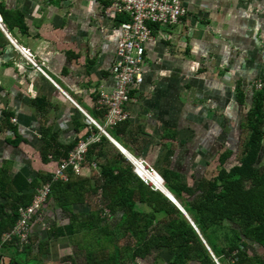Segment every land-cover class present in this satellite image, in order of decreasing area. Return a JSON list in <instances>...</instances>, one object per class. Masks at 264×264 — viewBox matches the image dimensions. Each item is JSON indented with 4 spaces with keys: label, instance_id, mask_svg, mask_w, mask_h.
Listing matches in <instances>:
<instances>
[{
    "label": "crops",
    "instance_id": "crops-1",
    "mask_svg": "<svg viewBox=\"0 0 264 264\" xmlns=\"http://www.w3.org/2000/svg\"><path fill=\"white\" fill-rule=\"evenodd\" d=\"M178 1L186 17L182 24L157 27L146 46L143 82L125 106L128 118L109 126L100 99L116 86L112 67L121 34L117 19L106 17L104 0H0L25 24L9 30L0 14V125L4 112H11L24 140L15 147L8 142L13 135L0 131V168L10 177L21 173L33 180L41 168L37 153L43 127L63 145L88 138L99 142L104 135L118 152L116 145L156 171L170 165L189 182L211 178L225 151L233 152L228 166L234 165L255 83L264 81V0ZM263 164L264 134L255 166ZM97 171L86 163L82 174L96 177ZM93 199L72 209L86 214ZM46 207L33 222L27 252L0 245V264H68L80 248V235L51 237L54 227L70 218L54 200ZM248 251L260 248L249 242Z\"/></svg>",
    "mask_w": 264,
    "mask_h": 264
},
{
    "label": "trees",
    "instance_id": "trees-1",
    "mask_svg": "<svg viewBox=\"0 0 264 264\" xmlns=\"http://www.w3.org/2000/svg\"><path fill=\"white\" fill-rule=\"evenodd\" d=\"M0 14L9 30L25 26L23 16L16 10L0 5ZM127 21L128 17L120 16L117 24ZM150 27L154 33L158 25ZM240 95L242 101V92ZM4 115L0 131L10 132L14 138L8 142L19 146L24 140L12 123L13 114L5 111ZM242 128L246 137L237 162L228 166L233 152L221 153L211 178L189 182L170 165L157 172L219 262L227 264L230 259L232 264H264V164L255 166L264 134V81L260 89H255ZM109 134L115 135L113 131ZM77 144L63 145L50 127H43L37 153L41 168L33 180L21 173L10 177L7 168H0V245H13L27 252L31 237L28 244L21 245L16 238L3 242V236L15 227L20 210L30 206L38 190L48 184L50 193L39 215L46 214L47 204L54 200L70 218L67 225L55 226L51 237L80 235V248L67 258L68 264H78L72 256L81 257L82 264H161L164 250L170 256L168 264H215L189 220L163 193L136 177L130 162L106 136L88 146L82 166L83 169L88 163L97 167L98 176L88 178L82 171L76 173L68 168L66 180H55L56 170ZM91 196L95 198L91 210L75 213L73 205ZM249 242L257 244L260 251L249 253Z\"/></svg>",
    "mask_w": 264,
    "mask_h": 264
},
{
    "label": "built area",
    "instance_id": "built-area-1",
    "mask_svg": "<svg viewBox=\"0 0 264 264\" xmlns=\"http://www.w3.org/2000/svg\"><path fill=\"white\" fill-rule=\"evenodd\" d=\"M104 2H106L105 15L107 18L114 20L120 16L128 17V21L120 25L121 35L112 67L116 86L111 93L102 92L100 99V104L107 109V125L117 126L127 120L128 114L125 111V106L132 100L131 92L140 87L145 76L146 46L154 40V33L150 26H176L182 24L183 18L187 15V9L178 0H104ZM39 69L41 70V68ZM43 73L45 74V72ZM255 88L260 89L261 82L255 84ZM90 120L97 125L94 120ZM100 129L105 133L104 129ZM92 142L93 138L78 142L71 151L68 160L56 170L54 179H66L65 171L68 168H72L76 173H81L88 146ZM128 161L132 166L133 173L145 185L156 191L161 190L148 177V175L159 177L161 184L164 186V180L156 169L139 158L132 157ZM49 193L50 186L48 184L38 190L33 203L20 210V216L15 227L3 236V242L16 238L21 245L29 243L33 222L40 216L39 214Z\"/></svg>",
    "mask_w": 264,
    "mask_h": 264
},
{
    "label": "water",
    "instance_id": "water-1",
    "mask_svg": "<svg viewBox=\"0 0 264 264\" xmlns=\"http://www.w3.org/2000/svg\"><path fill=\"white\" fill-rule=\"evenodd\" d=\"M116 146L118 147L119 151L127 158V160H129V159L132 158L121 147H119L118 145H116ZM163 189L164 190H160V192L163 193L168 198V200L171 201L182 212V214L189 220V222L191 223V225L194 227V229L196 230L197 234L199 235L200 239L202 240L203 244L205 245V247L207 248V250L209 251V253L211 254V256L215 259V256L213 255L211 249L209 248L208 244L206 243V241L204 240V238L202 237V235L200 234V232L196 228L194 222L191 220V218L189 217V215L187 214V212L179 204V202L174 198V196L165 188V186L163 187Z\"/></svg>",
    "mask_w": 264,
    "mask_h": 264
},
{
    "label": "bare ground",
    "instance_id": "bare-ground-1",
    "mask_svg": "<svg viewBox=\"0 0 264 264\" xmlns=\"http://www.w3.org/2000/svg\"><path fill=\"white\" fill-rule=\"evenodd\" d=\"M139 171L141 172V170H139ZM144 173H145V171H144ZM146 175H148V174L146 173ZM148 177L151 178L152 182L157 185L158 189L164 190L163 189L164 186H163V184H161V180L159 177L153 176V175H148Z\"/></svg>",
    "mask_w": 264,
    "mask_h": 264
},
{
    "label": "rangeland",
    "instance_id": "rangeland-1",
    "mask_svg": "<svg viewBox=\"0 0 264 264\" xmlns=\"http://www.w3.org/2000/svg\"><path fill=\"white\" fill-rule=\"evenodd\" d=\"M30 58V57H29ZM28 58V59H29ZM258 83V82H257ZM257 83H255V84H257ZM256 89V88H255ZM147 162V161H146ZM147 164L148 165H150L148 162H147ZM157 191H159L160 192V190H157ZM162 257L164 258V260H167L168 258H170V256H169V254L167 253V251L166 250H164L163 252H162Z\"/></svg>",
    "mask_w": 264,
    "mask_h": 264
}]
</instances>
